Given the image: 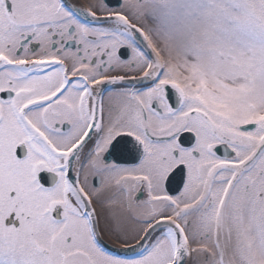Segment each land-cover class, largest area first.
<instances>
[{"label":"snow or ice","instance_id":"1","mask_svg":"<svg viewBox=\"0 0 264 264\" xmlns=\"http://www.w3.org/2000/svg\"><path fill=\"white\" fill-rule=\"evenodd\" d=\"M0 94V264H264V0H0Z\"/></svg>","mask_w":264,"mask_h":264},{"label":"flooded vegetation","instance_id":"2","mask_svg":"<svg viewBox=\"0 0 264 264\" xmlns=\"http://www.w3.org/2000/svg\"><path fill=\"white\" fill-rule=\"evenodd\" d=\"M83 2L84 3H87V0H83ZM106 2H108V0H106ZM118 2H119V0H109V3L112 4L113 6H115ZM0 95H4V94H0ZM65 127H67V125H65ZM188 135L189 134H185V137H187ZM182 140H184V137H182ZM218 151H221V154H222V149H218ZM17 152H18V155H22V147L21 148H18ZM121 162H123V163H133L135 161H133L131 159H123ZM41 175H42L45 183H47L48 182V175H50V174L47 173V172H44V173H41ZM92 184L94 186H96L98 184V182H97V180L95 178L92 179ZM178 187H179V184H178V182H176V183H174L171 186V189L170 190L175 191L176 188H178ZM102 232H103V230H102ZM103 235H104V239L105 240H110L112 243L118 244V242L115 241V240H113L108 234L104 233Z\"/></svg>","mask_w":264,"mask_h":264},{"label":"water","instance_id":"3","mask_svg":"<svg viewBox=\"0 0 264 264\" xmlns=\"http://www.w3.org/2000/svg\"><path fill=\"white\" fill-rule=\"evenodd\" d=\"M173 192H175V191H173ZM104 240H105V239H104ZM105 241H106V240H105ZM106 244H107V246L110 247V249H111L113 246H117L116 244H112V243L107 242V241H106Z\"/></svg>","mask_w":264,"mask_h":264},{"label":"bare ground","instance_id":"4","mask_svg":"<svg viewBox=\"0 0 264 264\" xmlns=\"http://www.w3.org/2000/svg\"><path fill=\"white\" fill-rule=\"evenodd\" d=\"M106 241L112 243L110 240H106ZM112 244H114V243H112ZM116 245H118V244H116Z\"/></svg>","mask_w":264,"mask_h":264}]
</instances>
